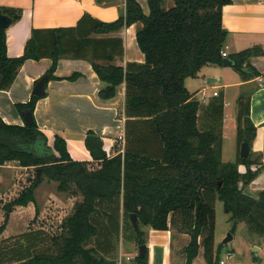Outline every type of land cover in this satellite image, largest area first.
Returning a JSON list of instances; mask_svg holds the SVG:
<instances>
[{
    "label": "trees",
    "instance_id": "trees-1",
    "mask_svg": "<svg viewBox=\"0 0 264 264\" xmlns=\"http://www.w3.org/2000/svg\"><path fill=\"white\" fill-rule=\"evenodd\" d=\"M164 1L148 0L149 14L137 0H126L125 14L115 21L84 14L76 26L33 28L21 56H9L7 33L0 29V89L12 85L27 59L51 58L48 73L52 78L57 77L54 71L63 56L86 58L104 83L99 92L102 97H115L118 87L126 84L127 117L124 151L107 152L103 139L90 129L85 145L93 161H80L72 158L62 136L56 135L51 143L36 120L21 125L7 123L0 116V165L17 161L36 170L31 184L5 205L8 212L16 205L36 201L35 190L41 183L38 168L59 181V190L74 183L83 195L64 220L60 237H52L58 246L56 253L37 251L43 242V230H29L22 233L21 244L0 252V264H114L121 225L123 230L121 208L122 218L131 221L137 233L138 246L147 242L144 226L168 230L169 224L182 219L186 229L181 231L190 234L185 264H192L201 248L208 264L221 261L219 248L214 254L217 199L234 212L233 219L246 221L250 230L264 236V189L256 196L244 191L263 170L260 159L264 153L256 158L253 151L246 158L240 156L246 134L256 133L250 118V97L238 99V153L235 160L225 162L223 98L211 99L200 114L196 92L191 93L185 85L186 78L197 76L204 65H223L222 50L228 35L223 7L233 0H174L169 8L163 6ZM4 11L14 21L22 12L15 8ZM134 23H139L136 36L145 60L115 64L116 55L124 51L122 39L93 34L109 33ZM263 54L262 48L255 45L228 57L247 80L260 75L252 67L251 58ZM79 76L74 72L67 78ZM40 98L32 95L28 102H19L16 107L21 113L30 109L34 114ZM241 164L246 166L244 172L240 171ZM132 214H136V226ZM148 259L147 248L145 255H137L134 261L149 264Z\"/></svg>",
    "mask_w": 264,
    "mask_h": 264
},
{
    "label": "crops",
    "instance_id": "crops-1",
    "mask_svg": "<svg viewBox=\"0 0 264 264\" xmlns=\"http://www.w3.org/2000/svg\"><path fill=\"white\" fill-rule=\"evenodd\" d=\"M137 1L144 12L149 14L148 0ZM0 7L3 10L15 8L22 11L20 18L6 29L8 54L14 57L21 56L25 52L26 43L33 28L76 26L84 14H90L106 22L115 21L125 14L126 0H0ZM223 24L228 30L225 42L228 55L255 45L260 46L264 52V0H233L232 3L223 7ZM138 26L139 23H134L109 33H97L93 36L122 39L123 54L116 55L113 63L125 65L128 61L143 62L145 54L140 49L136 36ZM263 57L264 54L251 58L252 67L258 70L260 75L247 80L243 79L237 71L233 80H223V83L218 85L212 84L218 82L220 78L211 76L207 78V75L202 73V69L211 64L204 65L195 76L203 79L200 83L202 89H213L210 94L203 92L204 95L202 94L201 98L195 95L201 102L200 114L211 99L223 98L222 155L225 151L224 122L227 120L229 107L227 98L236 94H239L236 102L241 96L250 97V118L256 126V138L252 141L251 151L264 153V80L262 84L259 80L260 76L264 78V66L260 62V58ZM52 64L53 61L49 57L27 59L19 69L12 85L6 89H0V116L3 120L12 124H25L23 115L16 104L28 102L33 95L36 82L43 75L48 74L46 93L38 99L33 115L40 129L49 137V141L52 143L54 137L60 135L66 140L73 159L93 161L91 152L85 145L87 132L92 129L105 142L107 152L112 151V154L121 152L125 142L123 144L119 140L120 148L116 147L114 142L122 131L125 133L126 84L122 83L118 87L115 97L104 98L99 93L104 83L93 68L90 59L63 56L59 59L54 71L57 77L49 78L48 72ZM223 67L225 73L229 69H234L233 66H224V64ZM245 70L248 73L252 72V70ZM74 72H78L80 76L74 80L68 79L67 77ZM215 91L219 92L218 95H214ZM238 109L237 103L236 113ZM232 153L233 155L238 153L237 139H235ZM239 168L241 172L246 170L244 164H241ZM248 186L256 194L264 189V167ZM143 231L149 249V264H185V248L190 241L189 233L175 229L173 223L169 224L168 230L144 226ZM198 256H200L199 259ZM198 256L192 264H208L203 251Z\"/></svg>",
    "mask_w": 264,
    "mask_h": 264
},
{
    "label": "rangeland",
    "instance_id": "rangeland-1",
    "mask_svg": "<svg viewBox=\"0 0 264 264\" xmlns=\"http://www.w3.org/2000/svg\"><path fill=\"white\" fill-rule=\"evenodd\" d=\"M172 5H174V0H165L163 2L165 8H169ZM260 60L264 66V57L260 58ZM223 69L224 67L221 64H211L205 66L202 69V73L207 75V78L209 76L220 78L218 82L212 84L218 85L222 84L223 80H233L237 71L229 69L225 73ZM201 80L203 79L197 77H188L185 80L186 87L191 93L196 92L197 98H201L203 92L210 94L213 91V89H202ZM200 88L201 90L198 92ZM238 96L239 94H236V96L227 98L229 107L227 109L228 117L224 122L225 151L222 155V159L225 161L235 160L237 157V153L233 155L232 149L238 136L236 131V98ZM114 144L120 148L119 138L115 140ZM260 153L263 152L253 153V158L259 156ZM260 161L264 163V158H261ZM241 170L244 169L241 168ZM35 177L36 170L34 167H22L17 161H9L0 166V228H3L0 229V252L2 250V252H7L12 246L21 244L24 241L23 232L30 229H39L43 230V242L37 251L56 253L58 246L54 244L52 237L56 239L60 237L63 232L64 220L74 212L76 204L83 199L82 193L74 183L68 189L61 191L58 188L59 181L42 174L41 170V183L35 190L36 201L30 202L28 205H16L8 212L5 205L29 186ZM244 191L253 196L257 195L249 189V186L245 187ZM215 210L214 254L216 249L219 248L220 260H224L226 263L264 264V236L259 235L255 229L250 230L246 221L233 219L234 212L226 207L221 199L216 200ZM119 213L120 222L123 223V230L121 225L117 239V250L114 253V264H120V261L123 264H134V259L127 260L125 257L138 252L139 238L132 228L131 221L129 222L126 217L122 218V208ZM181 220L173 224V227L179 231L186 229ZM229 233L233 235V238L225 241ZM206 234L207 230L203 233L200 241L203 240ZM60 242L62 243V239ZM254 246H258V250H254ZM201 249L200 252L203 251V248Z\"/></svg>",
    "mask_w": 264,
    "mask_h": 264
},
{
    "label": "water",
    "instance_id": "water-1",
    "mask_svg": "<svg viewBox=\"0 0 264 264\" xmlns=\"http://www.w3.org/2000/svg\"><path fill=\"white\" fill-rule=\"evenodd\" d=\"M13 22H14L13 17L5 13L3 8L0 7V29L6 30L8 27L11 26ZM223 64L224 66H232L233 60L228 56L224 57ZM47 78H48V74H45L36 82L35 87L32 92L33 95H37L40 97L45 95ZM2 83H3V78L2 76H0V86L2 85ZM22 115H23V118L26 124L29 125L35 122V117L33 115V112L30 109L24 110L22 112ZM246 138L247 139L242 142L241 147H240V156L244 158L248 157L251 153L250 140L253 141L256 138V133L249 131L246 134ZM40 172H41V168H38L37 170L38 179H40ZM220 184H221V181L219 182V185ZM136 219H137L136 214H132V222L135 226L137 225ZM232 238H233V235L229 233L225 241H229ZM258 248H259L258 246H254V250H258ZM146 251H147V243L140 244L139 250H138L139 256H144Z\"/></svg>",
    "mask_w": 264,
    "mask_h": 264
},
{
    "label": "built area",
    "instance_id": "built-area-1",
    "mask_svg": "<svg viewBox=\"0 0 264 264\" xmlns=\"http://www.w3.org/2000/svg\"><path fill=\"white\" fill-rule=\"evenodd\" d=\"M222 55L224 56V57H227L228 56V52H227V50L224 48L223 50H222ZM259 80H260V84H262V82H263V80H264V78L263 77H259ZM218 91H215L214 92V95H218ZM118 138H119V140H121L122 142H123V144H124V142H125V133H124V131H122L120 134H119V136H118ZM122 151H124V146L122 147ZM137 255H139L138 254V252L136 253V254H129V255H127L125 258L127 259V260H132V259H135V257L137 256ZM121 260H122V258H121ZM120 264H123L122 263V261H120ZM220 264H230V263H226L224 260H221L220 261ZM239 264V263H238Z\"/></svg>",
    "mask_w": 264,
    "mask_h": 264
}]
</instances>
